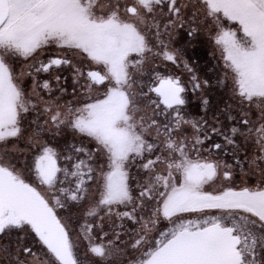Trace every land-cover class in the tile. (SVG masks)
Returning a JSON list of instances; mask_svg holds the SVG:
<instances>
[{"label": "snow or ice", "instance_id": "1", "mask_svg": "<svg viewBox=\"0 0 264 264\" xmlns=\"http://www.w3.org/2000/svg\"><path fill=\"white\" fill-rule=\"evenodd\" d=\"M0 264H264V0H0Z\"/></svg>", "mask_w": 264, "mask_h": 264}, {"label": "rangeland", "instance_id": "2", "mask_svg": "<svg viewBox=\"0 0 264 264\" xmlns=\"http://www.w3.org/2000/svg\"><path fill=\"white\" fill-rule=\"evenodd\" d=\"M212 52V47L208 44L197 45L195 48V52L191 49L189 50V55L191 59L194 61L195 66L197 67L199 75L204 79H209L215 85L216 74L214 71V65L216 61L212 59L210 53ZM214 99H223L227 101V94L223 91V89L216 86L214 89H211ZM196 101L193 100L191 111L195 112L196 110ZM223 105H221L222 107Z\"/></svg>", "mask_w": 264, "mask_h": 264}, {"label": "trees", "instance_id": "3", "mask_svg": "<svg viewBox=\"0 0 264 264\" xmlns=\"http://www.w3.org/2000/svg\"><path fill=\"white\" fill-rule=\"evenodd\" d=\"M196 64V63H195Z\"/></svg>", "mask_w": 264, "mask_h": 264}]
</instances>
